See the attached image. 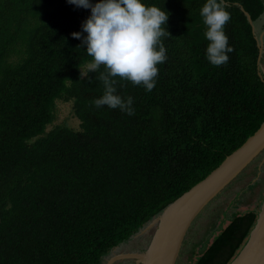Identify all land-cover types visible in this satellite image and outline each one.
I'll use <instances>...</instances> for the list:
<instances>
[{
  "label": "trees",
  "instance_id": "16d2710c",
  "mask_svg": "<svg viewBox=\"0 0 264 264\" xmlns=\"http://www.w3.org/2000/svg\"><path fill=\"white\" fill-rule=\"evenodd\" d=\"M205 2L144 0L169 13L167 60L150 92L116 77L128 115L92 103L105 69L71 35L90 9L0 0V264H103L260 128L264 72L246 12L256 23L264 0H223L233 52L221 66L205 58ZM58 101L73 103L79 129L50 128ZM258 214H234L193 264H230Z\"/></svg>",
  "mask_w": 264,
  "mask_h": 264
},
{
  "label": "clouds",
  "instance_id": "9594fccd",
  "mask_svg": "<svg viewBox=\"0 0 264 264\" xmlns=\"http://www.w3.org/2000/svg\"><path fill=\"white\" fill-rule=\"evenodd\" d=\"M67 3L90 9V15L81 23V31L71 35L81 40L92 57L91 67L102 65L105 69L100 75L104 92L94 99L93 105L96 108L106 105L133 115V98L125 99L117 94L116 77L152 91L158 75L157 65L167 60L161 38L169 34L165 27L169 13L164 8L145 4L144 0H96L95 3L93 0H67ZM200 16L208 41L206 60L214 66L226 64L233 47L225 32L231 15L223 0H206L200 8Z\"/></svg>",
  "mask_w": 264,
  "mask_h": 264
},
{
  "label": "water",
  "instance_id": "95a60500",
  "mask_svg": "<svg viewBox=\"0 0 264 264\" xmlns=\"http://www.w3.org/2000/svg\"><path fill=\"white\" fill-rule=\"evenodd\" d=\"M246 15L255 32V22L247 12ZM261 44L259 43L258 63L263 55ZM263 151L264 122L256 133L229 155L218 168L152 219L150 225H157V228L145 252L121 257L134 258L137 264H176L184 239L196 216ZM230 264H264V200L246 244Z\"/></svg>",
  "mask_w": 264,
  "mask_h": 264
},
{
  "label": "rangeland",
  "instance_id": "374dc122",
  "mask_svg": "<svg viewBox=\"0 0 264 264\" xmlns=\"http://www.w3.org/2000/svg\"><path fill=\"white\" fill-rule=\"evenodd\" d=\"M254 26L259 43H262L260 67L264 72V14ZM64 125L79 129L80 121L74 114L72 102L58 101L55 122L50 128ZM263 200L264 151L196 216L184 239L176 264H193L215 236L228 226L234 214L249 211L259 213ZM151 221L130 241L112 250L103 259V264H137L136 259L122 258L121 255L147 250L157 228V225H150Z\"/></svg>",
  "mask_w": 264,
  "mask_h": 264
}]
</instances>
